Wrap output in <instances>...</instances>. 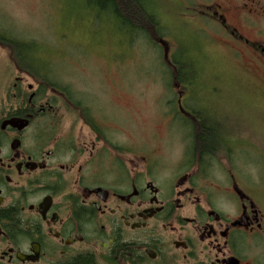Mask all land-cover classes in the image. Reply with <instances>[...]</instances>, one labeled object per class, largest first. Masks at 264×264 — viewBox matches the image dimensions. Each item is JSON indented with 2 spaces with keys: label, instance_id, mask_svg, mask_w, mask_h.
<instances>
[{
  "label": "flooded vegetation",
  "instance_id": "flooded-vegetation-1",
  "mask_svg": "<svg viewBox=\"0 0 264 264\" xmlns=\"http://www.w3.org/2000/svg\"><path fill=\"white\" fill-rule=\"evenodd\" d=\"M175 3L179 25L189 26L182 30L203 56L207 46L223 42L234 59L248 55L264 67L258 23L264 0ZM156 12L136 14L139 23L128 16L127 26L138 34L154 28V42L167 46ZM39 52L28 71L14 61V82L5 95L0 88V264H70L84 255L94 264H264V190L243 184L250 173L216 169L214 160L234 152L225 143L227 127L217 111L210 120L208 111L188 103L196 99L192 81L182 78L192 77L174 55V86L182 92L165 105L171 110L166 117L170 131L171 124L187 131L185 138L174 128L184 134L176 156L157 152L164 138L117 140L114 122L98 115L89 95L55 75ZM23 76L37 88L25 85ZM104 109L115 118L108 104ZM201 134L213 137L216 148L197 151ZM152 143L156 152L148 151Z\"/></svg>",
  "mask_w": 264,
  "mask_h": 264
},
{
  "label": "rangeland",
  "instance_id": "rangeland-1",
  "mask_svg": "<svg viewBox=\"0 0 264 264\" xmlns=\"http://www.w3.org/2000/svg\"><path fill=\"white\" fill-rule=\"evenodd\" d=\"M143 2L147 12L150 8L153 12L158 10L154 18L161 25L157 30L167 46L153 41L154 28L150 33L136 35L120 18L102 13L100 8L89 5L88 0H0V28L10 37L35 42L40 51L39 60L47 61L55 75L89 95L99 116L114 122L111 134L117 140L155 142L158 137L164 138L165 144H160L157 152L166 151L173 156L183 151L180 141L184 134L187 136V131L176 124H171L170 131L166 117L171 110L165 105L182 92L174 86L176 71L171 62L175 56L190 75L185 77H192L190 89L196 99L188 103L203 114L208 111L210 120L217 111L215 118L227 127L225 143L234 152L229 151L227 159L214 160L216 169L230 166L243 174L250 173L243 176V184L251 187L258 183L264 190V157L260 156L264 153V67L250 61L248 55L241 57L240 62L234 59L231 47L223 42L207 46L206 59L186 32L189 26L179 25L175 0ZM123 12L128 15L125 9ZM138 17H134L136 23ZM258 23L264 27V21ZM14 71L16 65L10 51L0 46L3 95L17 76ZM183 78L181 81L187 83ZM22 79L25 85L37 88L38 83L26 76ZM107 104L115 116L113 119L104 109ZM177 127L184 134L174 129ZM169 141L175 144L168 145ZM153 145L156 144H149L152 147L148 151L156 152ZM221 175L216 177L221 179Z\"/></svg>",
  "mask_w": 264,
  "mask_h": 264
},
{
  "label": "trees",
  "instance_id": "trees-1",
  "mask_svg": "<svg viewBox=\"0 0 264 264\" xmlns=\"http://www.w3.org/2000/svg\"><path fill=\"white\" fill-rule=\"evenodd\" d=\"M118 1L88 0V3L92 7L98 6V8H100L99 10H101L102 13H105L107 15L114 14L115 16H117L122 20L125 26L128 22L127 20L128 16L131 17L136 16V14L132 12V10H135L137 13L142 14L144 16H147V14H149L146 10V6L144 5L143 0H118ZM128 5H130L131 7L130 9H128ZM123 9H126L128 11V15H126V13L123 12ZM139 14L137 16H139ZM153 22L155 23L154 20H152V23ZM142 33H150V31L144 30ZM135 34L137 35L138 33ZM10 36L11 35H8L0 28V46L7 48L10 51L14 61L21 70L28 71L27 65L31 63V60L33 59L32 56L37 55V53L39 52L38 45L35 42H32L31 40H22L20 38L14 37L13 35L12 37ZM153 41H156L155 37L153 38ZM16 58H18L19 61ZM178 65L179 67L182 66L180 63ZM187 81H191V80H187ZM203 137L204 135L201 134L200 140L202 141L200 142V144L197 145L196 148L197 151H204V145H206L205 148L209 149L208 151H212L213 149L216 148L217 143L214 141L213 137L210 138L206 137V140H204ZM70 264H94V262L89 255H84L71 261Z\"/></svg>",
  "mask_w": 264,
  "mask_h": 264
}]
</instances>
